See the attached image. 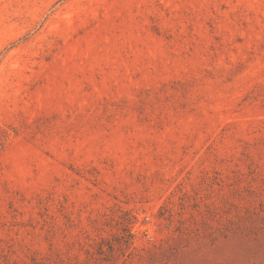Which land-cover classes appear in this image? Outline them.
<instances>
[{"label":"rangeland","instance_id":"rangeland-1","mask_svg":"<svg viewBox=\"0 0 264 264\" xmlns=\"http://www.w3.org/2000/svg\"><path fill=\"white\" fill-rule=\"evenodd\" d=\"M0 264H264V0H0Z\"/></svg>","mask_w":264,"mask_h":264}]
</instances>
